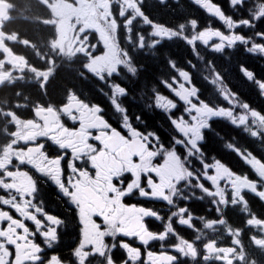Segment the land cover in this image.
<instances>
[{
	"label": "snow or ice",
	"instance_id": "obj_1",
	"mask_svg": "<svg viewBox=\"0 0 264 264\" xmlns=\"http://www.w3.org/2000/svg\"><path fill=\"white\" fill-rule=\"evenodd\" d=\"M112 2L120 9L117 20V15H112L109 8L115 42H108L112 39L110 36L103 45L105 52L94 58V66H88V71L100 81L107 83L114 75H119L121 67L133 77L137 76L138 67L132 53L147 48L151 54L156 55L163 52L166 40L184 41L188 46H193L189 50L188 60V64L193 67V56L203 59L199 47L195 46L197 42L215 53H222L225 49H232L240 44L245 46V51L250 54L264 55V30H256L257 22L264 21V0H256L251 6L247 0H228L231 9L247 10L246 17L235 19L226 14L214 0H191V3L221 22L227 33L211 26L200 30L195 18L186 19L176 25L154 21L143 10L144 0ZM167 2L168 0H159L161 5H166ZM241 28L253 30L252 35L236 31ZM121 30L125 34L127 47L122 46L119 41ZM214 38L218 42L210 44ZM164 55L162 62L169 68L177 69L176 61L168 57L167 53ZM177 71L178 78L184 83H180L178 88L165 83L184 103L183 111L188 118L184 115L178 119L171 118V124L179 135L172 136L169 147L164 145L156 133H144L133 125L126 110L118 103V97L127 95L126 88L119 83L113 82L108 86L111 88L112 105L117 112L123 114L121 128L126 134L113 128L100 115L101 107L81 102L75 93L69 94L60 110L51 105L33 106L35 119L27 123L40 130L30 131L26 128L21 133L13 131L11 143L0 148V190L7 194L0 195V205L9 207L19 216L14 218L9 211L0 209V264H65L64 258L55 251L60 241V229L65 226V221L58 215L45 211L43 204L34 202L33 198L38 193L37 181L28 171L21 170L19 165H28L36 173L47 177L74 208L79 237L78 243L70 253L73 258L70 264H91L93 258H99L98 264H116L113 253L117 249L126 254L121 264H140L141 249L133 247L124 238H134L144 246L146 259L143 264H182L181 257L191 260L192 264H247L249 253L245 248V237L252 247L264 252V216L257 215L252 210L247 198V194H251L264 203V160L250 150L227 143L225 147L236 153L250 168L252 175L237 174L215 157L212 162H207L202 150L206 142L204 130H212V118H224L231 125L242 127L246 135L264 144V111L253 108L239 93L227 86L223 75L217 72L214 66L212 82L219 86V94L227 106L210 105L200 99L196 86L185 87V84L193 83L189 70ZM239 72L255 86L259 95L264 97V78H258L244 65L240 66ZM48 79L50 77L46 78L41 86L45 93ZM176 79L177 77H174L173 82ZM194 99L197 102H194ZM155 101L156 107L166 112L177 107L173 100L163 95L157 94ZM22 106L27 105H15ZM41 112L54 114L52 126H47V118L42 116ZM58 112H63L73 122L79 121L81 124L82 148L77 149L65 142V137L60 135V132L67 133L68 129L60 121ZM77 112L80 116L75 115ZM136 119L139 121L140 117ZM41 120L45 121L43 127L39 123ZM86 120L88 122L85 125ZM11 127L16 129L18 125L14 123ZM89 129L100 131L93 136ZM38 137H47L61 150L71 149L73 159L68 161L70 175L66 181L62 179L61 168L65 157L49 158L44 151V144L35 143ZM102 137L110 143H105ZM89 139L103 144L104 148L100 151L110 156L115 165L109 170L110 187L103 197V204L96 199L100 195L99 190L92 188V185L100 180L101 165L96 161L99 152L88 142ZM21 143L32 146L18 147ZM178 146L183 147L185 155L178 154ZM84 156L95 170L94 176L87 169L78 168L73 163ZM158 156H163V162L153 163V159ZM133 157H138L139 162H134ZM194 160L198 161L201 167H190ZM12 168L15 170H11ZM126 173L131 174L128 182H125ZM142 177L146 178V184L142 182ZM202 180L209 182L210 187L205 186ZM196 190L202 195L196 196ZM137 194L141 198L166 202L170 209H174L170 211L169 222L164 225V231L156 233L145 225L146 217L155 218L157 221L163 219L156 210L124 202L125 197ZM205 197L209 198L214 212L212 218L197 217L188 207L177 204L178 200H203ZM229 209H238L239 215L245 217L243 226H234L229 221ZM174 218L179 225L198 233L193 240L182 238L176 233L172 224ZM26 222H31V226ZM197 222H200L202 227H197ZM4 223L7 224L6 227L2 226ZM169 235L177 237L178 243L173 246L172 251L179 255L169 254L167 251L157 254L148 250L151 242L165 241ZM38 236L43 238V247L36 242ZM107 238L111 239L110 244ZM224 238L228 243L221 242ZM49 251L51 255H48ZM251 264H256V261L252 260Z\"/></svg>",
	"mask_w": 264,
	"mask_h": 264
},
{
	"label": "flooded vegetation",
	"instance_id": "obj_2",
	"mask_svg": "<svg viewBox=\"0 0 264 264\" xmlns=\"http://www.w3.org/2000/svg\"><path fill=\"white\" fill-rule=\"evenodd\" d=\"M118 2L122 3V0H118ZM214 2L219 4L225 13L233 16L234 19L247 16L246 9H231L228 5V0H214ZM247 3L251 6L256 3V0H247ZM109 8L111 9L112 15H117L118 20V12L120 9L112 0H0V148L11 143L10 137L13 131L21 133L26 128L30 131L40 130L35 129L34 125H29L27 123L29 120L35 119L32 111L34 105L39 104L45 107L51 105L55 109L60 110L66 103L70 93H75L78 99L83 103H88L90 105L96 104L101 107L102 112L100 115H102L113 128L120 130L122 134H126L121 128L123 114L117 112L112 105L110 100L111 88L108 86L113 82L117 83L116 81L119 80L127 81L128 89L126 96L118 97V103L126 110L130 121L138 130L144 133H156L166 147L171 145L172 136L179 135L175 132L171 124L172 117L170 118L171 130H169V132L156 131L155 125L147 121V119L150 118L149 115L155 116L156 112H159V115L162 116L165 121L167 119V112L156 107L155 97L157 94L163 95L177 104V107L171 110V112L175 113L173 118L178 119L181 115H184L186 119L188 118L183 111L185 107L184 103L175 96L172 89L167 87L165 83L172 84L173 88H178L180 83H184L178 78V74L174 76H172L173 74H166V70L162 67V72H164L155 76L153 84H143V81H141V79L144 78L142 71H145V65H147L150 60L155 59L153 58L154 55L151 54L150 50L147 48L132 53L134 62L138 67V74L135 77L121 67L119 75H114L107 83L93 77L92 74H81L79 77L82 79L93 78L96 80L94 90L72 91L69 86H65L62 91H54L48 88L50 86L48 84H50L55 77L56 71L59 68L69 70L68 65L74 63L88 70V66H94V58L101 56L105 52L103 46L104 42L108 40L110 36L112 39L108 42L110 44L115 42V34L111 30L112 15H109ZM143 10L154 21L163 22L166 25L181 23L182 16H185L197 19L200 30H203L207 26H211L227 33V29L224 28L221 22L191 3V0H168L166 5H161L159 0H144ZM167 13H170V15L175 18L168 21L166 19ZM23 20H28L33 27L36 25V30L39 32L29 34L23 31ZM120 23L122 24L123 22L121 21ZM38 24H40L41 27H38ZM256 30H264V21L257 22ZM236 31L241 34L252 35L253 30L241 28ZM188 33L189 35L191 34L189 29ZM119 41L122 46L127 47L123 30L119 33ZM214 42H218V40L214 38L213 41H210V44ZM164 44L166 47L163 49V52L167 47L175 48L177 51L186 49L185 53L179 51L176 53L178 58H180L176 61V64L179 67L188 64L189 50L193 46H188L184 41L166 40ZM96 45H98V47H95ZM195 46L199 47L200 54L203 57L201 60L207 62L211 67L214 66L216 68L215 70L223 75L224 83L227 86L239 93L240 97L249 102L253 108L264 111V97H261L255 86L243 78L239 72L240 66L244 65L252 70L258 78H264V55L250 54L245 51V46L237 44L232 49H225L223 51L224 55L219 57V61H217L216 53L211 51L210 48L203 46L199 42H197ZM93 47H95L94 52ZM239 50L242 52V56L245 60L239 65H233L232 63L229 65L230 60L237 57ZM163 52L160 54L163 55ZM179 54L182 55V58ZM194 58L199 60L193 56L192 62H194ZM163 59H165V56ZM162 61L163 60L159 58L157 63L163 65L164 63ZM218 63L229 68L227 72L219 67ZM190 76L192 77L193 83L185 84V87L196 86L199 91L200 99L208 102L210 105L227 106L226 102L222 100L219 94V86L212 82L214 77L213 72H205L203 74L190 73ZM48 77H50V79H48L45 93L41 86ZM174 77H177L175 82H173ZM142 86L144 87L141 90ZM6 87H13L14 90L7 91L5 89ZM2 88L5 90H1ZM55 93H60L59 97H54ZM12 95L14 97H10ZM136 97L140 98L137 99ZM194 102L197 101L194 99ZM18 103L27 106L15 107ZM134 108L138 110L136 111ZM57 114L64 127L68 129L67 133L60 132V135L65 137V142L72 144L77 149L82 148V126L79 121L73 122L63 112H58ZM41 115L47 118V126H52L54 114L51 112H41ZM75 115L80 116V113L77 112ZM137 117H140L139 121H137ZM215 119L216 118H212L210 121L212 130H204L206 142L202 150L205 152L207 162H212L213 157H215L237 174L247 173L251 176L250 168L242 162L235 152L227 149L225 145L233 141L235 145L252 151L257 157L264 160V144H261L259 140L250 138L243 131L236 132L234 139H231L229 125L216 121ZM87 122L86 120L85 125ZM14 123L18 125L16 129L11 127ZM39 123L42 127L45 126V121L41 120ZM220 126H222V128H218ZM88 131L94 136L99 134L100 130L89 129ZM102 139H105V143H110L106 138L102 137ZM88 142L93 144L99 152V155H96V161L101 165L100 180L98 183L93 184L92 188L93 190H99L100 195L96 197V199L103 204V197L110 187L108 180L109 170L115 165L110 156L100 151L104 148L103 144L93 139H89ZM35 143L44 144V151L49 158H56L57 156L65 157L61 162V168L62 179L66 181L70 175L68 161L73 159L71 149L61 150L47 137H38ZM214 143H217V145ZM28 146L32 145H24L23 143L18 145V147L22 148H27ZM177 152L181 156L185 155L182 146L177 147ZM133 161L138 163L139 158L133 157ZM162 162L163 156H158L153 159V163L160 164ZM15 163L14 161V164ZM73 163L78 168L87 169L90 174L94 176L95 170L91 168L90 162L86 156L82 157L80 160H74ZM19 167L21 170L28 171L37 181L38 193L33 198L34 202L43 204L45 211L58 215L65 221V226L60 229V241L59 244L56 245L55 251L64 258L65 264H70L73 259L70 253L78 243L79 237V225L75 218L74 208L67 203L66 198L62 197L53 182L47 177L36 173L35 170L28 165H19ZM190 167L199 168L201 165L198 161L194 160ZM11 170H15V168ZM130 179L131 174L126 173L125 182L130 181ZM142 182L146 184V178L142 177ZM202 182L205 183V186L210 187L209 182L203 180ZM221 183L223 186V182ZM117 184L119 186V182H117ZM93 194L95 195V191ZM0 195L6 196L7 194L3 192V190H0ZM195 195L200 196L202 193L196 190ZM247 198L250 201L252 210L257 215L264 216V203L260 202L251 194H247ZM124 202L129 205L136 204L137 206L156 210L158 214L163 217L162 220L157 221L155 218L146 217L144 221L146 227H148L150 231L156 233L164 231V225L169 222L168 216L170 215V211L174 210L170 209V206H168L166 202L141 198L138 194L125 197ZM177 204L179 206L188 207L197 217L207 216L208 218H212L214 215L209 203V198L207 197L203 200L195 198L189 201L178 200ZM0 209L9 211L14 218H19L18 214L7 206L0 205ZM227 217L234 226H243L245 217L239 215L238 209H229ZM26 223L31 226V222ZM172 224L176 233L182 238L191 241L198 234L195 230H190L186 226H181L176 223L175 218ZM2 226L6 227L7 224L4 223ZM197 227H202V224L197 222ZM209 235H211L210 232ZM124 239L133 247H139L141 249L142 260L140 264H143V260L146 259L144 246L139 244L134 238ZM36 242L41 244L42 247L44 246L43 238L38 236ZM107 242L110 244L111 239L107 238ZM221 242L226 244L228 240L224 238ZM176 243H178L177 237L169 235L165 241L157 240L151 242L148 250L156 252L157 254L161 251H167L169 254L179 255L172 251ZM244 244L249 253L247 264H251L252 260H255L256 264H264V252L252 247L246 237ZM48 255H51V251L48 252ZM125 255L126 254L122 250H115L113 256L116 264H121ZM98 260L99 258H93L91 264H98ZM181 261L182 264H192L191 260H184L182 257Z\"/></svg>",
	"mask_w": 264,
	"mask_h": 264
},
{
	"label": "trees",
	"instance_id": "obj_3",
	"mask_svg": "<svg viewBox=\"0 0 264 264\" xmlns=\"http://www.w3.org/2000/svg\"><path fill=\"white\" fill-rule=\"evenodd\" d=\"M175 17L171 16L170 13H167L166 15V19L172 20ZM22 26H23V31H26L29 34H33V33H38L39 31L36 30V25L33 27L32 24L28 21V20H23L22 21ZM38 27L41 25L38 24ZM41 31V28H40ZM186 50V49H185ZM182 50L179 51L181 53H185L186 51ZM175 48H169L167 47V49L162 53L163 55H161L160 53H157V55H154L153 58L150 60L147 65H145L146 69L145 71H142V74L144 76L143 79H141V81H143V84H153L155 76L159 75L162 72V67H164V70H167V74H170L171 71L169 70V67H167L165 64L160 65L159 63H157L159 61V58H161V60H164L163 57L165 56L164 53H167L168 57H171V59L175 60L177 55L176 53L178 52ZM180 57L182 58V55L179 54ZM184 56V55H183ZM180 59V58H178ZM243 57H242V52L239 50V53L237 55V57L235 59L232 60V64L233 65H237V63L242 62ZM176 61V60H175ZM69 70L67 69H63V68H59L56 71L55 77L52 79V81L50 82V85L48 88L49 89H53L54 91L56 90H60L62 91L63 88L65 86H69L70 90L72 91H82V90H94L95 88V83L96 80L93 78H85L82 79L81 77H79L81 74H91L88 70H85L81 65H77L74 63H71L70 65H68ZM183 67L186 68V65H183ZM143 70V69H142ZM119 84H121V86H124L126 88V90L128 89V83L125 80H119L118 81ZM144 86L141 87V90L143 89ZM7 91L9 90H14L13 87H6L5 88ZM4 88H2L1 90H5ZM60 93H55L54 97H59ZM10 97H14L13 95ZM137 99H139L140 97H136ZM136 111L138 109L134 108ZM172 115H174V112H167V119L166 121L163 119L162 116L159 115V112H156L155 116L154 115H149L150 118L147 119V121H149L150 123H152V125H155L154 127L156 131H168L171 130L170 127V118L172 117ZM144 116V115H143ZM157 116V117H156ZM157 124V126H156ZM161 124V125H160ZM160 125V126H159ZM230 129L234 132H236V128H233L231 126H229ZM215 145H217V143H214Z\"/></svg>",
	"mask_w": 264,
	"mask_h": 264
},
{
	"label": "rangeland",
	"instance_id": "obj_4",
	"mask_svg": "<svg viewBox=\"0 0 264 264\" xmlns=\"http://www.w3.org/2000/svg\"><path fill=\"white\" fill-rule=\"evenodd\" d=\"M188 19H189V18H188ZM184 21H185V20L183 19L182 22H184ZM189 30H190V33H191V29H190V28H189ZM219 57H221V56H219ZM192 64L195 65L194 63H192ZM218 66L221 67V68H223L224 71H226V72H227V70L229 69V68H226L225 65H221L220 63H218ZM193 68H194V67H193ZM177 69H179V70H189L190 73H193L190 69H187V68H182V67H178V66H177ZM177 69L169 68V70H170L171 73L173 74L172 76H174L175 74H178ZM217 72H219V71H217ZM219 73H220V72H219ZM236 111L239 113V109H237ZM228 122H229V121H228Z\"/></svg>",
	"mask_w": 264,
	"mask_h": 264
},
{
	"label": "bare ground",
	"instance_id": "obj_5",
	"mask_svg": "<svg viewBox=\"0 0 264 264\" xmlns=\"http://www.w3.org/2000/svg\"><path fill=\"white\" fill-rule=\"evenodd\" d=\"M72 236V235H71ZM66 239V238H65ZM71 239V238H70ZM68 244V243H67ZM67 246V245H66ZM251 249V248H250ZM251 252V251H250ZM253 255V254H252Z\"/></svg>",
	"mask_w": 264,
	"mask_h": 264
}]
</instances>
